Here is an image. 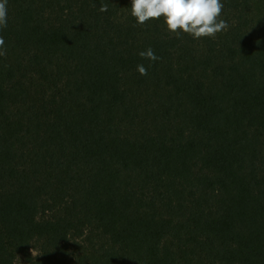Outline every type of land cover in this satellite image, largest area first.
Instances as JSON below:
<instances>
[{"label": "trees", "instance_id": "trees-1", "mask_svg": "<svg viewBox=\"0 0 264 264\" xmlns=\"http://www.w3.org/2000/svg\"><path fill=\"white\" fill-rule=\"evenodd\" d=\"M222 3L194 39L131 0H8L0 264H264V0Z\"/></svg>", "mask_w": 264, "mask_h": 264}, {"label": "clouds", "instance_id": "clouds-1", "mask_svg": "<svg viewBox=\"0 0 264 264\" xmlns=\"http://www.w3.org/2000/svg\"><path fill=\"white\" fill-rule=\"evenodd\" d=\"M7 2L0 0V31L7 28ZM223 8L222 0H131V15L137 24L162 18L170 33H185L194 39L215 38L228 28L227 22L221 19ZM99 10L107 11V5L101 4ZM4 44L0 36V56L6 53ZM139 56L150 61L159 59L150 47ZM137 71L142 76L148 74L143 64L137 65Z\"/></svg>", "mask_w": 264, "mask_h": 264}]
</instances>
